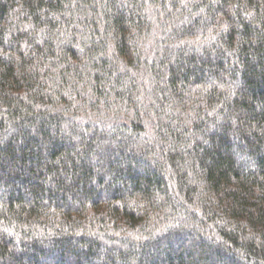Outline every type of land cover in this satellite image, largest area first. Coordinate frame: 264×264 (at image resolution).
<instances>
[{
	"label": "trees",
	"instance_id": "1",
	"mask_svg": "<svg viewBox=\"0 0 264 264\" xmlns=\"http://www.w3.org/2000/svg\"><path fill=\"white\" fill-rule=\"evenodd\" d=\"M0 264H264V0H0Z\"/></svg>",
	"mask_w": 264,
	"mask_h": 264
}]
</instances>
